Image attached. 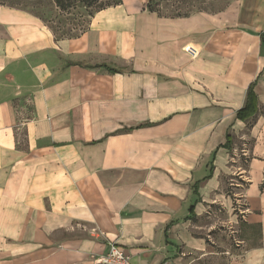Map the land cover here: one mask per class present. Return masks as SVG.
Segmentation results:
<instances>
[{
    "label": "crops",
    "instance_id": "obj_1",
    "mask_svg": "<svg viewBox=\"0 0 264 264\" xmlns=\"http://www.w3.org/2000/svg\"><path fill=\"white\" fill-rule=\"evenodd\" d=\"M142 1L61 40L0 6V264H101L111 244L133 264H175L176 247L197 248L192 218L231 172L221 146L246 137L253 118L237 115L252 86L264 104V0L188 17L139 11ZM255 121L240 176L262 241L233 264H264Z\"/></svg>",
    "mask_w": 264,
    "mask_h": 264
},
{
    "label": "rangeland",
    "instance_id": "obj_2",
    "mask_svg": "<svg viewBox=\"0 0 264 264\" xmlns=\"http://www.w3.org/2000/svg\"><path fill=\"white\" fill-rule=\"evenodd\" d=\"M48 1L0 0V6L14 5L22 9L21 11L25 10L31 16H33L32 13H42L46 22H41L59 40H61L62 31L64 30L79 36L89 30L88 22L92 20L87 15L86 10L80 9L73 10L70 13H59L52 9ZM127 1L129 0H122V4L117 6L118 8L116 7L117 11L124 12V10H128ZM148 1L150 0H143L138 6V10L143 9ZM253 1L163 0L158 9L168 15L193 13L199 10L218 12L225 8L239 9L240 5L247 7ZM234 12L235 10L232 13L235 14ZM128 14L131 16L132 12L128 11ZM258 108L259 114L247 126L246 137H239L236 134L232 137L229 160L231 172H228V174L223 172L222 176L219 177L217 191L205 197V200L201 202L199 214L192 218L191 235L198 242L197 248L187 247L185 243L176 247L174 251L175 258H172L175 264H233V255L242 256L251 248L261 245V228L249 223L253 220L249 202L246 198L249 180L240 176L241 169L247 170L249 163L255 157L252 150L256 141L254 138L250 139L249 134L253 129V121L256 122L257 117L264 118V104L259 105L258 103ZM261 153V159L264 161V145ZM239 260H242V258Z\"/></svg>",
    "mask_w": 264,
    "mask_h": 264
},
{
    "label": "trees",
    "instance_id": "obj_3",
    "mask_svg": "<svg viewBox=\"0 0 264 264\" xmlns=\"http://www.w3.org/2000/svg\"><path fill=\"white\" fill-rule=\"evenodd\" d=\"M50 6L54 11H57L59 13H70L73 10H86L87 15H89L90 19L92 20L96 14L107 10L109 8H114L117 6H120L122 4V0H49L48 1ZM161 2L163 0H150L147 4V10L151 13H155L159 15L160 17L162 16H168V17H188L191 16L192 14L199 13V12H208L206 10H199L197 12H188L186 14H175V15H168L164 14L159 11V6L161 5ZM6 6V5H5ZM7 7L17 9V10H22L14 5H9ZM226 9V8H225ZM220 10L218 12L224 11ZM25 11V10H23ZM218 12H210L209 13H218ZM33 16H35L37 19H39L42 22L45 21V16L38 12V13H32ZM91 22H88V25L90 26ZM55 33V31H53ZM80 37L79 35H73L70 34L68 31L64 30L62 31V36L60 39H75ZM262 45L264 48V34H262ZM111 73L117 72L115 69H108ZM259 114V108H258V99L257 96L254 92V86L251 87L249 94H248V100H247V105L244 109L240 110L237 119L241 120L243 122H249L252 118H255ZM232 136L227 135V142L224 146H221V148H225L230 150L232 148ZM195 206L191 207V212L194 213ZM194 216V215H192ZM260 227V226H259ZM261 228V227H260Z\"/></svg>",
    "mask_w": 264,
    "mask_h": 264
},
{
    "label": "built area",
    "instance_id": "obj_4",
    "mask_svg": "<svg viewBox=\"0 0 264 264\" xmlns=\"http://www.w3.org/2000/svg\"><path fill=\"white\" fill-rule=\"evenodd\" d=\"M100 262L101 264H133L131 255L117 244L110 245L108 253L101 258Z\"/></svg>",
    "mask_w": 264,
    "mask_h": 264
}]
</instances>
